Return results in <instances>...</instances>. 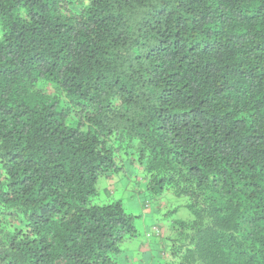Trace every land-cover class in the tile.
Wrapping results in <instances>:
<instances>
[{
	"label": "trees",
	"instance_id": "1",
	"mask_svg": "<svg viewBox=\"0 0 264 264\" xmlns=\"http://www.w3.org/2000/svg\"><path fill=\"white\" fill-rule=\"evenodd\" d=\"M123 154L191 215L129 262ZM121 260L264 264V0H0V264Z\"/></svg>",
	"mask_w": 264,
	"mask_h": 264
},
{
	"label": "rangeland",
	"instance_id": "2",
	"mask_svg": "<svg viewBox=\"0 0 264 264\" xmlns=\"http://www.w3.org/2000/svg\"><path fill=\"white\" fill-rule=\"evenodd\" d=\"M119 165L122 171L99 179L97 183L99 192L94 198V203L105 204L119 200L126 213L136 216L134 225L137 236L123 246L124 260L127 262L135 258L139 259L148 253L149 248L146 244L157 237L154 228L166 229L173 221L188 220L191 219V215L184 205L186 201L184 197H177L170 190H164L158 195L147 188L138 168L131 165L124 154L120 158ZM148 234L149 237L146 236ZM149 247L153 250L154 246ZM121 261V264H126Z\"/></svg>",
	"mask_w": 264,
	"mask_h": 264
},
{
	"label": "built area",
	"instance_id": "3",
	"mask_svg": "<svg viewBox=\"0 0 264 264\" xmlns=\"http://www.w3.org/2000/svg\"><path fill=\"white\" fill-rule=\"evenodd\" d=\"M154 233L156 234V235H158L159 234V230L157 229V228H154Z\"/></svg>",
	"mask_w": 264,
	"mask_h": 264
}]
</instances>
